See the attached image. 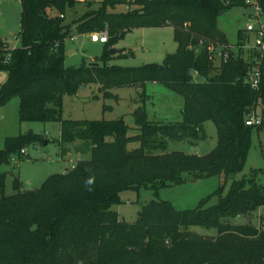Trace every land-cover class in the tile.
I'll return each mask as SVG.
<instances>
[{
  "label": "trees",
  "instance_id": "16d2710c",
  "mask_svg": "<svg viewBox=\"0 0 264 264\" xmlns=\"http://www.w3.org/2000/svg\"><path fill=\"white\" fill-rule=\"evenodd\" d=\"M20 1V46L11 49L0 37V71L8 74L0 85V107L18 97L21 121L59 122L62 153L68 145L83 142L89 144L91 158L50 175L35 190L22 189L16 178L15 193L7 194L2 175L0 264H264V231L250 223H231L264 206V186L257 182L264 168L254 170L251 178L233 181L227 192L223 184L212 206L204 199L194 209L179 211L170 202L152 200L133 223L113 210L127 190L145 186L158 194L161 188L187 182V174L194 179L224 175L227 180L244 169L253 131L264 127V76L259 89L249 85L254 55L244 56L245 29L232 44L219 18L222 11L248 7L246 0H102L98 8L89 2L86 12L72 22L67 11L79 0ZM258 2L264 14V0ZM120 6L125 10H118ZM167 25L174 29L178 48L163 64H111L132 55L124 50L110 53L127 33ZM101 31L108 32V41L100 62H93L99 65L67 68V39ZM213 47L229 50L230 58L216 65ZM262 71L264 75V64ZM149 82L165 84L184 97L182 121L154 122L145 114L137 117L140 133L129 136L123 117H62L64 96H75L83 87L100 85L104 97L119 100L112 88L144 89ZM259 105L263 123L248 126L246 119ZM208 121L218 134L209 153L152 152L165 150L168 139L194 143ZM48 142L34 132L7 137L0 165L11 164L29 145ZM134 142L140 147L129 150ZM90 177L95 182L87 191ZM194 226L217 234L194 233Z\"/></svg>",
  "mask_w": 264,
  "mask_h": 264
},
{
  "label": "rangeland",
  "instance_id": "374dc122",
  "mask_svg": "<svg viewBox=\"0 0 264 264\" xmlns=\"http://www.w3.org/2000/svg\"><path fill=\"white\" fill-rule=\"evenodd\" d=\"M102 0H79L78 5L67 11V20L72 22L83 15L88 9V3H93V8H98ZM255 1V0H253ZM125 6L118 10H125ZM251 8L234 7L219 18L220 28L227 34L232 44L237 42V33L245 29L248 23ZM22 6L20 0H0V37L9 42L11 48L18 47L21 40L17 36L21 31ZM118 50H124L129 55L124 58H115L111 64L121 66H142L144 64H163L168 54L177 51L178 44L174 39V29L171 25L153 28H137L119 40L114 46ZM105 51V44L93 42L89 34L77 35L66 41L65 66L76 68L84 63L100 62ZM216 59L215 64L219 65ZM8 74L0 71V85L7 80ZM196 79H199L195 75ZM111 91L119 97L106 98L101 86L92 84L83 87L75 96L65 95L62 117L72 120H116L124 118L130 126L129 136L140 133L137 117L140 111L146 114L149 121L172 122L182 121V109L184 97L167 87L165 84L149 82L145 88L116 87ZM110 107V108H109ZM262 106L259 105L256 113L262 114ZM61 124L59 122L21 121L19 117V98L14 97L7 105L0 107V149L4 148L7 137L18 136L34 132L43 135L49 140L46 144H32L25 148L26 154L14 155L11 164L0 165V183L2 175H5V191L7 194L15 193L13 181L19 178L23 183L22 189L35 190L42 186L43 182L52 174L63 173L70 170L80 160H89L91 151L89 144L80 143V147L71 144V155L61 160V146L59 144ZM204 135V136H203ZM203 135L194 143L187 140L168 139L165 150L152 151L153 153H171L180 151L187 154L204 155L213 150L218 143V134L213 122L204 123ZM73 146V147H72ZM140 147L139 142L130 143L128 148L133 150ZM264 168V127L262 130L253 131L252 145L244 169L231 175L227 180L224 175L194 179L187 174V182L161 188L158 194L151 188L142 186L139 190H127L122 192V203L115 205L113 210L123 221L133 223L140 217L143 207L152 200L170 202L176 210L184 211L196 208L204 199H208L207 206L218 203V195H214L223 184H226L225 192L235 180L251 178L253 171ZM257 182L264 186V172L257 177ZM231 223L257 225L259 221V209L249 216H239L231 220ZM194 233L215 236V229H207L200 226L191 227Z\"/></svg>",
  "mask_w": 264,
  "mask_h": 264
},
{
  "label": "built area",
  "instance_id": "2783aa9c",
  "mask_svg": "<svg viewBox=\"0 0 264 264\" xmlns=\"http://www.w3.org/2000/svg\"><path fill=\"white\" fill-rule=\"evenodd\" d=\"M246 2L249 4L251 12L245 28L244 44L241 47L244 51L245 58H248L249 55H254L252 61L254 64L251 68H249L246 81L253 89L257 90L259 89L262 77L264 76L262 71V65L264 64V14L263 8L259 4L258 0H246ZM89 35L93 42L106 43L108 41L107 31L93 32ZM17 40H20L19 36H17ZM15 48L16 47L11 49ZM231 49L238 50L239 48L233 46ZM213 51L215 53V60H220L219 64H221V62H226L230 58V51L223 50L222 47H213ZM262 123L263 116L262 114H257L256 110L252 111L246 119V124L248 126H259ZM21 154H26V150L23 149ZM74 166L75 165H73V167ZM259 221L260 223L255 226L260 231H264V206L259 208Z\"/></svg>",
  "mask_w": 264,
  "mask_h": 264
},
{
  "label": "crops",
  "instance_id": "0c3cea01",
  "mask_svg": "<svg viewBox=\"0 0 264 264\" xmlns=\"http://www.w3.org/2000/svg\"><path fill=\"white\" fill-rule=\"evenodd\" d=\"M60 136H61V131H60ZM81 145H80V143L79 142H77V143H75V145H74V148L76 147H80ZM73 147V146H72ZM70 148H71V146H69V148H68V150H67V152L65 153V154H63L62 153V150H61V153H60V155H61V160H64V159H66V158H68L72 153H71V151H70ZM78 160H83V159H79L78 158Z\"/></svg>",
  "mask_w": 264,
  "mask_h": 264
},
{
  "label": "water",
  "instance_id": "95a60500",
  "mask_svg": "<svg viewBox=\"0 0 264 264\" xmlns=\"http://www.w3.org/2000/svg\"><path fill=\"white\" fill-rule=\"evenodd\" d=\"M223 13H224V12L222 11L221 14H223ZM117 50H118V49H116V48H112V49L110 50V53L113 54V53H115ZM90 65L98 66L99 64H98V63H93V62H92ZM160 67L163 68L162 65H160ZM138 115H139L140 117H143V116H144V112H143V111H140V112L138 113ZM202 135H203V134L200 133V136H202Z\"/></svg>",
  "mask_w": 264,
  "mask_h": 264
},
{
  "label": "clouds",
  "instance_id": "9594fccd",
  "mask_svg": "<svg viewBox=\"0 0 264 264\" xmlns=\"http://www.w3.org/2000/svg\"><path fill=\"white\" fill-rule=\"evenodd\" d=\"M95 182L94 177H90L86 182H85V187L87 191H92L93 188L91 187Z\"/></svg>",
  "mask_w": 264,
  "mask_h": 264
}]
</instances>
